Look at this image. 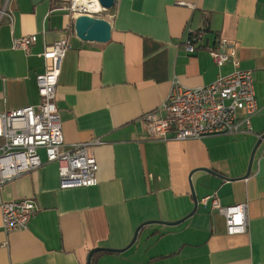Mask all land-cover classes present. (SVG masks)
I'll return each instance as SVG.
<instances>
[{
    "label": "crops",
    "instance_id": "0c3cea01",
    "mask_svg": "<svg viewBox=\"0 0 264 264\" xmlns=\"http://www.w3.org/2000/svg\"><path fill=\"white\" fill-rule=\"evenodd\" d=\"M70 2L0 0V112L41 102L44 47L67 36L56 89L65 147L103 139L92 150L98 184L61 188L57 162L8 180L3 199L32 197L39 209L26 230L9 234L0 210V264H88L95 247L126 249L147 221L155 222L132 246L97 252L92 264H264V141L241 178L264 133V0H116L104 16L112 23L107 42L77 37L64 9ZM201 28L208 43L234 40L242 67L254 73L252 131L151 137L141 117L165 101L175 79L198 87L233 70L204 46L187 52L184 42ZM30 34L37 41L28 52L13 48L15 37ZM212 193L224 205L248 202L245 233L228 234L224 216L200 203Z\"/></svg>",
    "mask_w": 264,
    "mask_h": 264
},
{
    "label": "built area",
    "instance_id": "2783aa9c",
    "mask_svg": "<svg viewBox=\"0 0 264 264\" xmlns=\"http://www.w3.org/2000/svg\"><path fill=\"white\" fill-rule=\"evenodd\" d=\"M93 1L71 0L64 9L74 18L79 14L104 17L109 10L102 5L94 7ZM206 32V28L190 32L184 42L187 52L193 54L204 46L216 65L231 63L233 70L198 87L184 86L175 79L165 101L141 117L149 136L184 140L252 131V118L259 112L254 73L242 67L234 40L217 35L213 43H208ZM36 41V34L15 37L13 48L28 52ZM69 47L67 36L45 45L42 53L45 70L37 75L39 104L0 112V210L1 225L7 234L26 230L39 209L32 197L3 199L1 191L8 180L45 162H57L61 188L98 184L99 164L92 150L102 144L103 139L97 137L65 147L56 89ZM200 203L210 205L224 216L228 234L247 231L248 202L224 205L219 196L212 193L201 198Z\"/></svg>",
    "mask_w": 264,
    "mask_h": 264
},
{
    "label": "water",
    "instance_id": "95a60500",
    "mask_svg": "<svg viewBox=\"0 0 264 264\" xmlns=\"http://www.w3.org/2000/svg\"><path fill=\"white\" fill-rule=\"evenodd\" d=\"M99 2L105 9L110 10L115 6L116 0H99ZM74 28H75V32H76L77 37L83 41L107 42L111 39V35H112V23L109 19H107L105 17H96V16L89 15V14L77 15L75 17V21H74ZM263 139H264V133H262L259 136V139L256 142V144L253 148V151L251 153V158H250L247 173L241 178H246L250 175L256 150L260 146V144L263 142ZM205 170H207L209 172H213L212 170L207 169V168ZM192 189H193V187H192ZM193 195H194V199H195V207H194L192 213H194L197 210L198 203H199L196 195L194 194V191H193ZM151 222H155V221H147L146 223H143L142 225H140L137 228V230L135 231L133 239L131 240L129 245L126 247V249L135 243L141 227L143 225L149 224ZM161 222H163V221H161ZM177 222H180V221H177ZM126 249L125 248L118 249V248L103 247V246L95 247L89 253L88 264H92L93 256L97 252H100V251L123 252Z\"/></svg>",
    "mask_w": 264,
    "mask_h": 264
},
{
    "label": "bare ground",
    "instance_id": "6f19581e",
    "mask_svg": "<svg viewBox=\"0 0 264 264\" xmlns=\"http://www.w3.org/2000/svg\"><path fill=\"white\" fill-rule=\"evenodd\" d=\"M87 5H88V4H87ZM92 5H93L94 7H96V8L102 7L101 4H100V2H99L98 0H94Z\"/></svg>",
    "mask_w": 264,
    "mask_h": 264
}]
</instances>
